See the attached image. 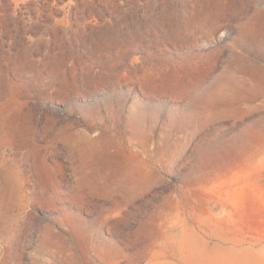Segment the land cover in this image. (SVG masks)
Here are the masks:
<instances>
[{
	"label": "rangeland",
	"instance_id": "rangeland-1",
	"mask_svg": "<svg viewBox=\"0 0 264 264\" xmlns=\"http://www.w3.org/2000/svg\"><path fill=\"white\" fill-rule=\"evenodd\" d=\"M0 264H264V0H0Z\"/></svg>",
	"mask_w": 264,
	"mask_h": 264
}]
</instances>
